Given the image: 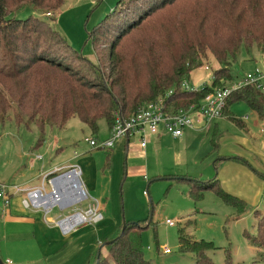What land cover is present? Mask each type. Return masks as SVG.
Segmentation results:
<instances>
[{"label": "trees", "instance_id": "trees-1", "mask_svg": "<svg viewBox=\"0 0 264 264\" xmlns=\"http://www.w3.org/2000/svg\"><path fill=\"white\" fill-rule=\"evenodd\" d=\"M63 2L0 0V124L8 119L12 105L19 110L13 112L15 122L23 114L40 131L62 127L72 116L96 131L99 119L110 127L115 112L125 118L157 98L164 110H177L238 78L229 66L241 48L246 53L253 45L264 49V0H116L88 33L92 62L51 26V16L44 15L56 12ZM25 4L39 10L44 19L7 18ZM207 55L219 64L210 84L181 89L180 82ZM168 90L172 92L165 96ZM260 93L242 86L226 102L241 100L264 116ZM230 119L240 125L238 119ZM209 140L216 148L215 133ZM227 159L246 164L240 158ZM108 161L109 153L106 167ZM170 178L188 182L187 195L194 200L211 189L223 203L235 207L237 215L244 210L243 199L223 190L216 176ZM253 216L255 233L243 236L261 249L264 259V213L254 210ZM148 226L146 220L118 226L84 264H152L143 256L141 243V231ZM213 249L211 241L190 239L182 227L178 229V250L191 253L193 264H215L207 254ZM224 260L229 263L228 254Z\"/></svg>", "mask_w": 264, "mask_h": 264}, {"label": "rangeland", "instance_id": "rangeland-1", "mask_svg": "<svg viewBox=\"0 0 264 264\" xmlns=\"http://www.w3.org/2000/svg\"><path fill=\"white\" fill-rule=\"evenodd\" d=\"M115 2L116 0H64L57 12H49L52 17L50 24L72 48L95 62L88 33L110 12ZM28 16L44 19L40 16V11L29 4L12 11L7 18L24 19ZM252 47L249 54L254 53V60L241 61L244 58L242 56L247 55L241 48L236 59L230 63L229 69L232 73L239 76L256 68L264 69V49L259 51L254 45ZM205 65L207 69H204ZM217 67L219 64L207 55L202 65L193 69L188 78L183 79V83L193 90L209 85L212 71ZM229 108L239 113V108H243V105L237 101ZM13 112H19L14 105L8 112V119L0 124V182L7 190L12 187L22 190L14 192V198H23V190L41 185L46 191H50V180L73 164L78 166L82 182L87 174L85 165L95 170L91 180L93 187L86 188L82 185L86 193L85 200L80 198L78 202L62 209L55 205L46 213H43L42 207L34 209L41 212L45 220L47 216L52 217L49 220L51 224L56 225L61 218L85 211L87 205L94 202L87 190H114L113 203L109 201L110 194H107L109 202L105 212H102L107 218L105 222L113 217L119 219V225L149 221V226L141 231V243L143 256L152 264H193L191 253L178 250L180 227L190 239L212 242L215 249L207 254L215 264H225L226 254L229 256L228 264H264L261 249L249 245L243 236L244 232L255 233L253 211L264 213V180L258 173H253L257 179L244 178L248 190H231L237 191V196L242 198L245 204L243 212L238 215L235 207L223 203L211 189L203 190L202 196L194 200L187 195L188 182L166 179V175L171 173H186L191 175L189 177L198 179L214 176L218 178V169L220 170L223 163L231 160L235 162L220 170L221 177L228 178L243 170V164L234 159L220 161V155L217 154L218 144L216 142V148L212 145L209 132L196 133L195 140L185 147L186 151H182L187 153L183 155L185 160L173 170L174 172L161 171L162 165L169 164L163 160L158 162L154 156L125 159L121 153L116 157L115 152L109 154L106 167L107 149L90 147L84 140L85 137L95 140L107 137L104 119L97 121L96 131L89 129L75 116L68 118L62 127L46 126L40 131L23 114L21 120L15 122ZM166 147L171 149V143L167 142ZM131 165L146 166L147 169L144 174H131L126 172L127 167ZM245 167L249 168L247 165ZM55 168L58 169L54 170ZM157 169L159 174L155 172ZM143 191H147L150 203L144 202V196L147 195ZM92 195L98 197L96 191H93ZM165 220H170L173 225H167ZM99 245L100 243L95 249ZM165 248L168 252H164ZM6 259L11 261L10 264H46L34 247L32 236L23 229L0 230V262L8 264Z\"/></svg>", "mask_w": 264, "mask_h": 264}, {"label": "crops", "instance_id": "crops-1", "mask_svg": "<svg viewBox=\"0 0 264 264\" xmlns=\"http://www.w3.org/2000/svg\"><path fill=\"white\" fill-rule=\"evenodd\" d=\"M40 16H42L41 13ZM254 47L256 50H259L256 46ZM250 49H253V47H250ZM247 55L249 57L246 58ZM247 55L242 56L244 58L241 61L254 60V53L249 54L248 52ZM254 70H258L264 74V69L256 68ZM243 75L237 76L238 78L232 81L241 78ZM262 83L264 86V77ZM258 91L261 92V98L264 100V89ZM237 101L243 105V108H239V113H235L234 109L229 108L232 103ZM231 117L238 119L240 125H236L231 121ZM204 131L209 132L210 136L211 134H216V142L218 144L217 154L220 155V161H229L230 159H226L235 157L246 162V164L242 163L243 170H240L239 173L232 174L228 178L221 177V173L219 172L229 163L235 161L231 160V162L222 164L220 170L218 169V180L223 190H228L227 192L235 196H237V191L234 192L231 190H248L249 187H246L244 178L257 179L253 174L254 172L258 173L264 180V116L258 115L255 110L251 109L241 100L232 101L231 103L226 102L222 116L212 121ZM108 132L109 127L107 126V136ZM200 132L203 131L185 130L182 135L173 137L159 130L157 133L148 136L146 146L142 151L132 152L127 143L130 145L134 144L137 140L135 135L116 140L114 145L110 149H107V153L112 154L115 152L116 157L121 153L125 159L128 157V159H134V157L144 159L148 158V155L154 156L158 162L163 160L169 164V166L162 165L160 168L161 171L168 170L174 172L173 170L185 160L183 155L187 153L182 151H186L185 147L189 146ZM132 138H135V140ZM167 142L171 143V149L170 147H166ZM246 165L249 168L245 167ZM85 167L87 169L85 181L82 182L80 174L79 179L86 188L93 187L91 180H93L95 170L90 169L88 165H85ZM146 169V166L131 165L127 167L126 172L131 174H144ZM108 170L109 168L107 172ZM155 172L159 174V169ZM177 175L191 176L186 173H171L166 175V179H171V176L174 177ZM142 177L144 178V175ZM173 181L175 180L173 179ZM262 190H264V187ZM87 191L91 194L92 200L97 202L98 209L102 215L100 221L94 224L81 223L67 232H61L56 225L49 222L52 217L47 216L45 220L41 212L23 207L21 204L22 197L14 198L12 194L8 207L4 210L0 208V230L6 229L10 231L11 229H23L27 231L34 240V247H36L39 255L43 257L46 264H84L96 246L99 243L101 244L107 238V235L111 234L117 226H120L118 223L119 219L115 217L105 222L107 218L102 213L105 212L109 201L111 203L114 202V190H99V192L98 190ZM93 191H96L98 197L92 195ZM144 193L147 195L146 197L144 196V202L150 203L147 191ZM107 194H110L109 201L107 200ZM5 262H8V264L11 263L8 259Z\"/></svg>", "mask_w": 264, "mask_h": 264}, {"label": "built area", "instance_id": "built-area-1", "mask_svg": "<svg viewBox=\"0 0 264 264\" xmlns=\"http://www.w3.org/2000/svg\"><path fill=\"white\" fill-rule=\"evenodd\" d=\"M44 15L49 16L50 13L45 12ZM207 68L208 67L205 65L204 69ZM263 77L264 74L258 70L247 72L238 80L231 81L230 84H223L215 88L212 92L206 94L199 102L191 103L177 110H164L162 99L157 98L144 103L135 112L125 118L115 112L107 137L100 140H95L92 137H85L84 140L90 147L110 149L116 140L136 135V142L131 145L127 143V145H129L132 152H140L145 148L148 136L157 133L159 130L173 137L182 135L185 130L204 131L212 121L222 116L226 100L234 90L242 86H250L256 90H263ZM179 87L183 90H191L187 88L183 80L180 82ZM171 92L172 90H168L165 96L169 95ZM57 169L58 168H55L54 170ZM69 172L77 174L78 188L76 187L75 190H78L81 195L78 197L77 202L80 198L85 200L86 193L79 179L80 170L76 164L69 166L66 171H63L57 176H64ZM69 184L70 186L72 185L71 180H69ZM72 187L74 188V185H72ZM18 191L22 190L17 187H12L11 190H7L0 182V208L2 210L8 207L11 195ZM23 191L25 197L21 199V204L25 208L38 209L42 207L43 213H46L55 206H45L41 203L42 197L53 193L52 184L50 191H46L43 185H41V187L27 188ZM75 214L80 215L82 219L73 224L67 222L64 226H61V223L66 218ZM101 217L102 215L98 209L97 202H90L85 211H78L61 218L55 224L61 232H67L74 226L83 222H97ZM165 223L169 226L173 225L170 220H165ZM164 252H168V249L165 248Z\"/></svg>", "mask_w": 264, "mask_h": 264}, {"label": "bare ground", "instance_id": "bare-ground-1", "mask_svg": "<svg viewBox=\"0 0 264 264\" xmlns=\"http://www.w3.org/2000/svg\"><path fill=\"white\" fill-rule=\"evenodd\" d=\"M69 180H71L74 188L72 187V185L70 186ZM77 180V174L73 172H69L64 176H57L53 178L51 180L53 193L41 198L42 205H58L60 208H64L76 203L78 197L81 196L78 190H75L76 187L78 188ZM81 219V216L78 214L72 215L71 217L66 218L61 223V226H64L67 222L69 224H73L80 221Z\"/></svg>", "mask_w": 264, "mask_h": 264}, {"label": "water", "instance_id": "water-1", "mask_svg": "<svg viewBox=\"0 0 264 264\" xmlns=\"http://www.w3.org/2000/svg\"><path fill=\"white\" fill-rule=\"evenodd\" d=\"M123 227H124V224H122V228H123ZM122 228H121V229H122ZM121 231H122V230H121ZM103 243H107V242H103ZM103 243H102V244H103ZM102 244H100L98 248H100V247L102 246ZM0 263H1V262H0ZM1 264H2V263H1Z\"/></svg>", "mask_w": 264, "mask_h": 264}]
</instances>
